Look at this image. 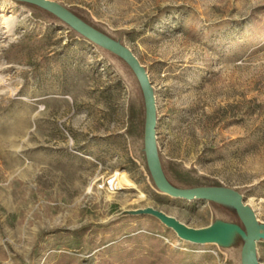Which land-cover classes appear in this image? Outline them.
<instances>
[{"label":"rangeland","instance_id":"1","mask_svg":"<svg viewBox=\"0 0 264 264\" xmlns=\"http://www.w3.org/2000/svg\"><path fill=\"white\" fill-rule=\"evenodd\" d=\"M54 1L146 67L168 179L235 188L264 222V0ZM143 121L123 62L44 10L0 0V264H99V250L132 232L155 234L164 264H240L239 239L195 244L154 217L123 214L151 206L195 228L236 221L157 190ZM110 177L111 193L100 188ZM75 230L90 243L76 244ZM257 251L264 264V242Z\"/></svg>","mask_w":264,"mask_h":264},{"label":"water","instance_id":"2","mask_svg":"<svg viewBox=\"0 0 264 264\" xmlns=\"http://www.w3.org/2000/svg\"><path fill=\"white\" fill-rule=\"evenodd\" d=\"M38 7L67 25L92 44L100 47L123 62L135 78L143 101L144 121L142 151L148 174L161 193L187 200H205L222 206L236 217V221L215 218L204 227H190L165 212L148 206L124 212L131 215H149L171 228L179 238L195 244L214 243L221 247L232 246L240 240V264H260L257 245L264 242V222L243 201L239 190L224 185L182 187L172 183L164 170L157 143V109L155 90L146 70L134 52L123 42L83 20L63 4L54 0H12Z\"/></svg>","mask_w":264,"mask_h":264},{"label":"trees","instance_id":"3","mask_svg":"<svg viewBox=\"0 0 264 264\" xmlns=\"http://www.w3.org/2000/svg\"><path fill=\"white\" fill-rule=\"evenodd\" d=\"M260 9L264 10V6ZM149 218L155 221L153 217L149 216ZM72 236L76 244L90 243L89 241H91L82 237L81 230L73 231ZM117 239L106 249L107 255L102 254L105 248L99 250V264H164L168 262L170 253H167L166 247L155 234L132 232ZM81 247L83 250L85 249L84 246ZM177 262L178 260L175 261V264Z\"/></svg>","mask_w":264,"mask_h":264},{"label":"built area","instance_id":"4","mask_svg":"<svg viewBox=\"0 0 264 264\" xmlns=\"http://www.w3.org/2000/svg\"><path fill=\"white\" fill-rule=\"evenodd\" d=\"M116 181V177H110L100 185V188H103L105 192H114L118 190Z\"/></svg>","mask_w":264,"mask_h":264}]
</instances>
